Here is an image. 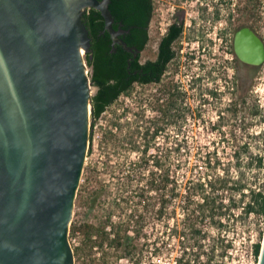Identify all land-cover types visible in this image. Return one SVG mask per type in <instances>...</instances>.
<instances>
[{"label": "rangeland", "instance_id": "rangeland-1", "mask_svg": "<svg viewBox=\"0 0 264 264\" xmlns=\"http://www.w3.org/2000/svg\"><path fill=\"white\" fill-rule=\"evenodd\" d=\"M192 2L195 4L196 0ZM153 4L151 41L156 25L165 27L178 4L187 6L184 0H153ZM188 10L195 15L197 7L194 5ZM258 14L256 26L264 36V0H260ZM190 16L188 13L187 22ZM158 19L161 22L158 23ZM183 26L186 41L188 25L184 22ZM216 30L217 27L209 29L212 38L208 37L203 57L207 70L204 94L188 87L190 93L178 101L172 121L159 120L161 130L155 136H151L157 114L153 85L141 88L134 84L129 93L119 95L98 117L90 120L91 138L89 136L68 230L73 251L80 246L76 252L86 258L84 264H175L181 245L170 229L174 224L171 215L180 218L181 211L180 198L172 194L174 177L181 182L179 188L183 191L192 162L197 161L194 172L204 171L203 161L196 154L215 149L222 160H227L235 138L248 139L251 150L264 154V61L252 84L240 80L235 74L230 41L221 39ZM194 39L181 43L183 51L175 61L176 68L181 70L176 82L182 87L188 83L184 68L198 64L187 53L191 45L196 46ZM148 51L152 52V45ZM91 89L94 92L92 84ZM256 103L259 113L253 112ZM218 120H222L223 125L213 127ZM165 170H168L169 181L163 183L161 176ZM252 174L254 170L246 172L248 178ZM256 175L261 179L262 171ZM95 194L96 199L90 204L89 199ZM163 198L166 206L161 213ZM247 199L248 195L244 197ZM235 212H239V208ZM111 222L122 233L127 230L133 236L129 255L119 245L112 248L108 243L107 227L113 225ZM88 223L91 227L85 229ZM225 227L231 245L228 256L218 264H257L258 257L254 256L251 246L264 230V214L236 215ZM208 228L214 237L210 235L203 247L209 248L214 238L219 249L215 228ZM119 255L126 256L118 259Z\"/></svg>", "mask_w": 264, "mask_h": 264}, {"label": "water", "instance_id": "water-1", "mask_svg": "<svg viewBox=\"0 0 264 264\" xmlns=\"http://www.w3.org/2000/svg\"><path fill=\"white\" fill-rule=\"evenodd\" d=\"M109 0H0V264H73L69 223L88 150L91 81L82 10H100L112 41ZM233 46L264 61L249 27ZM257 264H264V230Z\"/></svg>", "mask_w": 264, "mask_h": 264}, {"label": "trees", "instance_id": "trees-1", "mask_svg": "<svg viewBox=\"0 0 264 264\" xmlns=\"http://www.w3.org/2000/svg\"><path fill=\"white\" fill-rule=\"evenodd\" d=\"M153 7V0L108 1V8L113 17L112 26L116 30L122 29L117 37L124 40L127 46L139 49L143 47L148 39ZM81 16L90 42V50L85 52V59L90 67L91 84L95 87L91 96L92 118L95 119L119 95L131 91L141 63L139 54L134 49L126 50L120 42L112 41L109 31L104 27V18L99 9L87 6L82 10ZM181 29L182 25H169L159 45L161 57L157 60H147L143 64L144 67L160 69L165 65L176 52L171 47V41L180 34ZM253 112H260L257 103L253 106ZM222 123V120H218L213 127H221ZM233 141L235 142L232 152L227 160H222L215 149L207 150L204 154L197 153L203 161L204 171L200 174L194 172L197 161L192 162L189 166L191 173L184 182L183 191L179 188L181 182H178L176 177L173 179L172 194L180 198L181 211L180 218H177L176 214L171 215L174 224L170 229L181 245V252L175 257V264H218L219 260L228 256V247L231 245V241L226 238L227 221L236 215L241 217L264 214V154L251 150L248 139L235 138ZM157 163L161 165L160 162ZM250 170H254V174L248 178L246 172ZM260 170L262 176L258 179L256 174ZM161 181H169L168 170L162 173ZM246 195L248 199L244 200ZM95 199L96 194L91 195L90 204L94 203ZM165 206L166 200L163 198L159 212L162 213ZM237 208L239 212H235ZM208 226H213L216 230L219 249H216L214 238L209 248L203 247L205 240L212 236ZM88 227L90 228L91 224H85V229ZM86 234L89 236L90 232L87 230ZM262 234L263 232L261 237ZM261 237L251 246L255 257H258L260 251ZM132 239L133 236L127 230L122 234L118 230L111 242L122 247L129 255L132 251Z\"/></svg>", "mask_w": 264, "mask_h": 264}, {"label": "flooded vegetation", "instance_id": "flooded-vegetation-1", "mask_svg": "<svg viewBox=\"0 0 264 264\" xmlns=\"http://www.w3.org/2000/svg\"><path fill=\"white\" fill-rule=\"evenodd\" d=\"M184 2L187 6L178 4L173 12L172 20L167 22L165 27L162 28L160 25H156V34L153 41H151L152 35L150 32L151 16L148 26V39L143 47L140 49L137 47L138 51H136L139 54L138 59L141 65L137 69V79L133 83L141 88L153 85L156 90L154 106L157 114L155 117L156 120L154 119L156 123L155 126H153L151 136H155L157 132L161 130L159 120H166L168 122L172 121L177 111L178 101H181V97L184 96L185 98L187 94L190 93L189 88L199 89V94H204L202 91L205 89L204 80L206 78L207 70L203 63V57L206 56L208 37L212 38L209 34V29L211 27H217L216 35L220 34L221 39L224 38L227 41H230V49L232 53L231 58L235 64V74L240 80L252 84L254 82L253 80L256 78V73L259 70L258 68L261 65H254L243 61L236 53L233 46L235 31L244 26L253 29V31L257 33L264 42V36L256 26V23H258L257 17L259 16L258 7L260 6V0H196L195 4L192 0H184ZM194 5L197 7V12L195 15H192L188 8L192 10ZM188 13L191 16L187 22L186 18ZM157 22L159 23L161 20L158 19ZM184 22L188 25L186 41H184V38L186 37L183 28ZM172 23L182 25L180 34L171 41V47L176 50L175 54L172 55L160 69L144 67L143 64L147 60H157L161 57L159 45L162 37L167 32L169 25ZM217 24H219V26H217ZM193 38H196L194 39L196 46L191 45L187 53L190 59L197 61L198 64L194 67L188 66L184 68L183 75L187 76L188 83L187 86L182 87L176 82L177 74H180L181 70L176 68L175 61L179 56V52L183 51L181 43L193 42ZM150 45H152V52L148 51ZM198 58H200L199 61ZM211 92H213V90H211ZM108 220H110V218H108ZM111 223L113 225L107 227L109 237L108 243L112 248H116L115 242L113 243L111 240L117 235L118 230L121 234L122 232L113 222ZM93 235L95 236V234ZM79 247L80 246L75 249V252L73 251V264H84L86 261V258L83 255L80 256L79 252H76V250L80 249ZM95 247H98V245L96 244ZM122 256L124 257L126 255H119L118 259L122 258Z\"/></svg>", "mask_w": 264, "mask_h": 264}, {"label": "built area", "instance_id": "built-area-1", "mask_svg": "<svg viewBox=\"0 0 264 264\" xmlns=\"http://www.w3.org/2000/svg\"><path fill=\"white\" fill-rule=\"evenodd\" d=\"M80 179H81V177H80ZM68 239H69V242H70V239H71V237L68 235ZM70 244H71V246H72V243L70 242ZM252 251V250H251Z\"/></svg>", "mask_w": 264, "mask_h": 264}]
</instances>
